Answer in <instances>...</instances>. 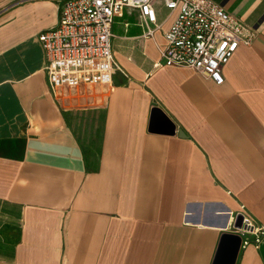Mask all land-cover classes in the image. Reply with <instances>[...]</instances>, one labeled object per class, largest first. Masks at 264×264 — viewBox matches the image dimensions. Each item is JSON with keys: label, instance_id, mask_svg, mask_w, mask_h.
Masks as SVG:
<instances>
[{"label": "crops", "instance_id": "obj_1", "mask_svg": "<svg viewBox=\"0 0 264 264\" xmlns=\"http://www.w3.org/2000/svg\"><path fill=\"white\" fill-rule=\"evenodd\" d=\"M61 1L0 0V264H213L242 206L264 226V1L218 0L257 30L221 84L156 67L178 15L159 4L153 36L115 20L111 85L53 89ZM247 238L236 264H264Z\"/></svg>", "mask_w": 264, "mask_h": 264}, {"label": "built area", "instance_id": "obj_2", "mask_svg": "<svg viewBox=\"0 0 264 264\" xmlns=\"http://www.w3.org/2000/svg\"><path fill=\"white\" fill-rule=\"evenodd\" d=\"M159 4L177 10L178 15L165 32L163 63H156V67L189 68L221 84L225 65L240 44L253 42L257 32L218 0H62L58 24L39 35L51 87L111 85L116 69L115 20L124 15L126 8L137 9L145 35L153 36L161 26L157 20ZM243 211L239 213L242 226H234L242 238L241 248L252 241L248 235L260 243L264 234V226L256 227L252 217Z\"/></svg>", "mask_w": 264, "mask_h": 264}, {"label": "water", "instance_id": "obj_3", "mask_svg": "<svg viewBox=\"0 0 264 264\" xmlns=\"http://www.w3.org/2000/svg\"><path fill=\"white\" fill-rule=\"evenodd\" d=\"M153 119L155 124H159V126L154 125L153 129L161 128V130L173 131L174 125L161 110H154ZM242 220L243 217L238 216L234 226L241 227ZM241 242L242 238L238 233H225L213 264H236L241 250Z\"/></svg>", "mask_w": 264, "mask_h": 264}, {"label": "rangeland", "instance_id": "obj_4", "mask_svg": "<svg viewBox=\"0 0 264 264\" xmlns=\"http://www.w3.org/2000/svg\"><path fill=\"white\" fill-rule=\"evenodd\" d=\"M95 84H92L91 86H94ZM65 88H68V89H71L72 87H65ZM88 105H90V104H88Z\"/></svg>", "mask_w": 264, "mask_h": 264}]
</instances>
